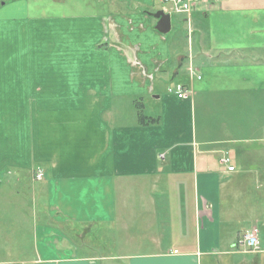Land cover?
<instances>
[{"label":"crops","instance_id":"crops-1","mask_svg":"<svg viewBox=\"0 0 264 264\" xmlns=\"http://www.w3.org/2000/svg\"><path fill=\"white\" fill-rule=\"evenodd\" d=\"M210 1L251 21L232 34L258 51L228 44L213 7L176 51L153 26L159 0H97L37 24L16 15L26 0H0L8 94L42 109L36 155L0 161V264H264V0ZM115 103L135 110L129 124ZM252 228L258 249L244 251Z\"/></svg>","mask_w":264,"mask_h":264},{"label":"rangeland","instance_id":"rangeland-1","mask_svg":"<svg viewBox=\"0 0 264 264\" xmlns=\"http://www.w3.org/2000/svg\"><path fill=\"white\" fill-rule=\"evenodd\" d=\"M30 5V9L28 11V15L26 16L25 11H20L17 15L18 19L22 21L26 18L27 22L29 20H42V18L51 17L52 14H61L68 15L71 13H86L94 12L98 10L96 8L97 0H26ZM54 1V2H53ZM211 2V1H210ZM58 3V8H54L53 4ZM87 3L83 7V9L76 7V4L83 5ZM213 5L210 4L204 6L201 5L197 7L191 14L196 10L208 11L211 9ZM226 8H222L219 4L214 5L213 11L206 12V18L209 23L212 25V28L215 31L226 30V35L228 37V44L234 43L238 45L240 48H243L244 51H249L252 54L253 51H258L253 49V45L248 42H241L242 40H249L250 36L253 34H249L248 36H238L235 37L232 34L233 29H237V26L233 25V22H237L239 19H242V22L246 24V26H250L251 21L247 18H244L243 13L238 11H234L229 6ZM101 9V8H100ZM168 11V6L163 3L157 6L153 10H164ZM102 10V9H101ZM153 26H155L156 21L152 19ZM242 31V27H241ZM22 33V28H21ZM194 34V28L192 24V20L190 18V25L186 21L185 15H172L171 16V30L168 34L164 35L169 41L175 42V50L181 51L183 49V41L186 46H188L189 41L192 40ZM241 42V43H240ZM238 43V44H237ZM171 46L170 44H168ZM20 44L15 43L14 49H19ZM172 48V47H171ZM27 49V48H25ZM188 47L184 48L185 56H187ZM15 52V51H14ZM10 51H6L4 48H0V161L8 164H17L20 166L25 165L30 162L33 156L36 153L33 151L35 142L36 147L38 149V123L40 119V113L42 111L41 107L36 104L38 97L36 98L34 104L32 106L29 105V98L25 92L21 93L14 99L8 94L9 89L12 85V75L7 72L9 67V56ZM196 60L199 61L198 58ZM193 69L194 74H196V67L200 68V65H196V63H192V58L188 60V64L186 65V69ZM180 72H185L183 68H180ZM186 73V72H185ZM18 75H15V79L17 80ZM179 78V77H178ZM170 94V93H169ZM173 95V94H170ZM174 96V95H173ZM113 107L116 110H120V113L117 114V121L124 122L125 124H129L133 117L131 113L134 114L135 110L131 108L129 105L121 104L117 105L115 103ZM149 106V103H147ZM141 110V108H140ZM147 110V109H146ZM222 115V113H219ZM35 141V142H34ZM10 170V169H9ZM7 172L6 170L4 171ZM20 180L16 185L18 188V194H28L30 189L28 188L27 180L24 176L19 178ZM45 204V203H43ZM258 233V232H257Z\"/></svg>","mask_w":264,"mask_h":264},{"label":"built area","instance_id":"built-area-1","mask_svg":"<svg viewBox=\"0 0 264 264\" xmlns=\"http://www.w3.org/2000/svg\"><path fill=\"white\" fill-rule=\"evenodd\" d=\"M160 2L168 6V11H166L167 13L172 15H185L189 26L192 12L201 5H208L210 0H160ZM189 72L190 75H192V71L189 70ZM168 93L175 95L178 99H185L191 95V90L177 85L168 89ZM220 163L227 166L228 171L233 170V167L229 166V159L226 156L220 158ZM36 178H41L40 172L37 173ZM239 245L244 249V251H256L258 249L257 229L252 228L245 232L240 237Z\"/></svg>","mask_w":264,"mask_h":264},{"label":"water","instance_id":"water-1","mask_svg":"<svg viewBox=\"0 0 264 264\" xmlns=\"http://www.w3.org/2000/svg\"><path fill=\"white\" fill-rule=\"evenodd\" d=\"M151 17L157 20L155 30L161 34L166 35L170 32L171 29V21L170 16L165 14L163 11H157L154 14H151Z\"/></svg>","mask_w":264,"mask_h":264},{"label":"trees","instance_id":"trees-1","mask_svg":"<svg viewBox=\"0 0 264 264\" xmlns=\"http://www.w3.org/2000/svg\"><path fill=\"white\" fill-rule=\"evenodd\" d=\"M139 121H140L141 125H150L153 122V119L142 116L139 113Z\"/></svg>","mask_w":264,"mask_h":264},{"label":"bare ground","instance_id":"bare-ground-1","mask_svg":"<svg viewBox=\"0 0 264 264\" xmlns=\"http://www.w3.org/2000/svg\"><path fill=\"white\" fill-rule=\"evenodd\" d=\"M258 234V233H257Z\"/></svg>","mask_w":264,"mask_h":264}]
</instances>
